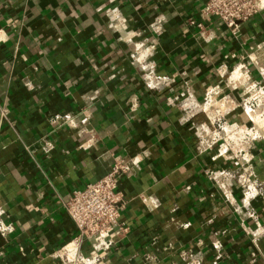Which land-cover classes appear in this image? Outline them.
<instances>
[{
    "label": "crops",
    "instance_id": "obj_1",
    "mask_svg": "<svg viewBox=\"0 0 264 264\" xmlns=\"http://www.w3.org/2000/svg\"><path fill=\"white\" fill-rule=\"evenodd\" d=\"M203 6L0 0V213L15 227L0 235V264H62L56 253L78 234L64 202L117 158L138 161L118 186L130 231L101 264H264V232L247 233L245 211L233 203H241L240 189L232 182L229 202L207 174L234 166L220 146L200 150L199 132L210 122L189 112L207 92L240 100L223 75L239 62L261 79L264 9L233 31L216 19L191 25ZM110 7L120 9L125 28L111 25ZM158 15L165 21L154 31ZM133 37L154 45L155 72L172 79L166 90L148 88L132 64ZM65 113L75 124H52ZM226 117L248 120L241 107ZM246 168L264 181V142ZM252 206L264 230V195ZM245 224L256 229L251 218Z\"/></svg>",
    "mask_w": 264,
    "mask_h": 264
},
{
    "label": "built area",
    "instance_id": "obj_2",
    "mask_svg": "<svg viewBox=\"0 0 264 264\" xmlns=\"http://www.w3.org/2000/svg\"><path fill=\"white\" fill-rule=\"evenodd\" d=\"M263 9L264 0H204V6L199 12L200 20L192 18L189 23L202 28L204 21L216 19L234 31L239 23L248 21ZM106 15L113 27L125 28V19L119 8L110 7L106 10ZM164 21L162 15L156 16L150 24L151 29L156 31ZM134 37L130 40L133 46L132 64L142 72L148 88L166 90L172 79L155 72L156 67L151 60L154 45L147 40H136ZM136 43L139 44L138 49ZM236 70H241L242 76L237 80H231V74ZM223 73L227 76L229 85L231 82L235 83L233 89L240 92L241 99L233 100L229 94L217 98L214 92H207L205 100L190 106L189 112L205 114L210 122L205 131L199 132L200 150L220 146L224 148L227 163L234 166L208 171L209 179L229 202H232L229 197L232 195L231 184L235 182L242 198L240 204L234 201L233 203L236 204L238 212L239 209L245 211L242 226L247 233L257 237L263 234L264 230L261 229L258 215L253 211L252 200L263 197L264 181L258 179L255 171L246 166L255 160L258 146L264 142V68L261 69V79H256L252 75L246 61L239 62L231 70H223ZM237 107L242 108L248 119L246 122H230L227 119V114ZM75 118L76 116L70 113L58 114L51 122L60 126L73 125ZM137 164L135 158H117L106 176L71 192L64 206L78 234L56 253L55 257L62 264H101L102 253L111 250L130 231V227L121 221L126 200L119 192L118 186L120 179L128 175ZM247 218L254 221L256 229L252 230L245 224ZM14 230V225L7 222L0 213V235L7 237ZM83 244L87 245V251H84ZM190 264L201 262L192 260Z\"/></svg>",
    "mask_w": 264,
    "mask_h": 264
},
{
    "label": "bare ground",
    "instance_id": "obj_3",
    "mask_svg": "<svg viewBox=\"0 0 264 264\" xmlns=\"http://www.w3.org/2000/svg\"><path fill=\"white\" fill-rule=\"evenodd\" d=\"M139 48V44L136 43V49ZM141 54V53H140ZM137 57H139V55H137ZM242 72L241 70H236L234 73L231 74V80H237L241 75ZM231 85H234V82H231Z\"/></svg>",
    "mask_w": 264,
    "mask_h": 264
},
{
    "label": "rangeland",
    "instance_id": "obj_4",
    "mask_svg": "<svg viewBox=\"0 0 264 264\" xmlns=\"http://www.w3.org/2000/svg\"><path fill=\"white\" fill-rule=\"evenodd\" d=\"M235 84V83H234Z\"/></svg>",
    "mask_w": 264,
    "mask_h": 264
}]
</instances>
